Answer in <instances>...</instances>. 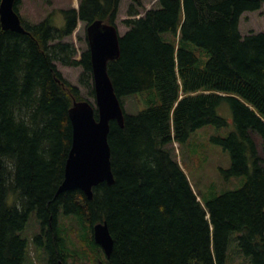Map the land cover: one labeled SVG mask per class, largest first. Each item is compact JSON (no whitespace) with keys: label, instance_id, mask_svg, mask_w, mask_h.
Returning a JSON list of instances; mask_svg holds the SVG:
<instances>
[{"label":"trees","instance_id":"16d2710c","mask_svg":"<svg viewBox=\"0 0 264 264\" xmlns=\"http://www.w3.org/2000/svg\"><path fill=\"white\" fill-rule=\"evenodd\" d=\"M134 1L120 54L107 63L124 113L123 126L109 122L114 182L94 186L91 199L78 188L57 192L72 142L69 110L75 101L95 102L87 37L79 58L64 38L78 20L115 24L119 0H79L77 9L61 10L59 27L53 13L25 20L15 0L26 31L0 25V264H25L22 231L31 216L46 264H264V30L242 36L239 29L241 14L264 0H157L143 14ZM56 60L81 66L87 96ZM143 92L154 100L127 113L123 97ZM223 102L235 129L211 136L230 155L220 170L246 179L222 192L213 183L203 198L173 144L203 125L227 126L217 113ZM103 221L109 257L93 237Z\"/></svg>","mask_w":264,"mask_h":264},{"label":"rangeland","instance_id":"374dc122","mask_svg":"<svg viewBox=\"0 0 264 264\" xmlns=\"http://www.w3.org/2000/svg\"><path fill=\"white\" fill-rule=\"evenodd\" d=\"M134 0H119L118 12L115 19V25L120 35L124 34L128 29L123 20L128 17L127 10ZM142 6L139 8L143 14L145 10L157 5V0H141ZM79 0H20L19 13L21 16L31 22L42 20L49 13L52 15V23L55 26L64 24V15L62 9L70 7L78 8ZM239 29L242 36L250 32H260L264 30V3L259 10L245 11L241 14L239 21ZM85 23L78 20L73 32L64 38L74 45L76 50V58L84 48L87 47ZM58 70L62 73L65 79L78 87L81 94L85 97L86 90L79 83V74L81 66L79 65H64L59 61H55ZM91 102L93 99L89 97ZM150 100L153 99V93H137L135 95L123 97L124 109L127 113L135 114L146 108ZM93 104V103H92ZM217 113L229 120L225 127H217L214 124H206L197 128L190 134L186 141L181 144H173L175 147V157L178 159L190 182L195 190L199 191L203 198L211 196L208 193L209 188L212 190L211 184L215 183L218 192L228 189H236L242 186L246 179V175L226 177V173L220 170V167L227 169L230 166V155L228 151L221 148L211 139L213 135L227 136V134L235 129L233 114L230 106L223 102L217 107ZM221 177V178H220ZM211 187V188H210ZM65 220L68 221V218ZM37 221L33 216L30 217L26 227L22 231L23 235L29 236L28 256L25 264H46V261L41 253L35 249L36 244L33 242V235L38 232ZM231 246V244H230ZM229 246V249H230ZM238 255L236 256V258ZM237 262V261H236ZM70 261L68 262V264ZM75 264H84L77 261Z\"/></svg>","mask_w":264,"mask_h":264},{"label":"water","instance_id":"95a60500","mask_svg":"<svg viewBox=\"0 0 264 264\" xmlns=\"http://www.w3.org/2000/svg\"><path fill=\"white\" fill-rule=\"evenodd\" d=\"M14 3L15 0H0V25L25 32ZM86 37L91 55L95 105L88 100H79L69 110L72 142L65 162L64 178L57 192L78 188L91 199L94 186L100 182L109 185L114 182L108 142L109 122L114 119L123 126L124 113L107 72L108 61L120 54L117 27L97 19L86 26ZM94 106L97 117L94 115ZM93 237L106 257H109L113 240L105 221L93 226Z\"/></svg>","mask_w":264,"mask_h":264},{"label":"bare ground","instance_id":"6f19581e","mask_svg":"<svg viewBox=\"0 0 264 264\" xmlns=\"http://www.w3.org/2000/svg\"><path fill=\"white\" fill-rule=\"evenodd\" d=\"M248 177V176H247ZM99 245V244H98ZM96 256V255H95ZM62 259H64V258H62Z\"/></svg>","mask_w":264,"mask_h":264},{"label":"flooded vegetation","instance_id":"af4514ba","mask_svg":"<svg viewBox=\"0 0 264 264\" xmlns=\"http://www.w3.org/2000/svg\"><path fill=\"white\" fill-rule=\"evenodd\" d=\"M99 264H102L101 262Z\"/></svg>","mask_w":264,"mask_h":264}]
</instances>
